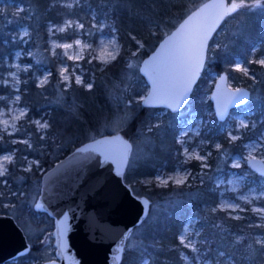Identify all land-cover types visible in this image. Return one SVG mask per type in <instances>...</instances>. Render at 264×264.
Listing matches in <instances>:
<instances>
[{"label":"trees","instance_id":"obj_1","mask_svg":"<svg viewBox=\"0 0 264 264\" xmlns=\"http://www.w3.org/2000/svg\"><path fill=\"white\" fill-rule=\"evenodd\" d=\"M69 1L0 0V77L6 70L5 59L11 60L16 49L33 50L31 58L26 60L32 67L22 74L19 88L15 92L19 94L21 105L27 109V114L20 122L23 131L17 138L29 135L32 146L28 148L21 142L11 140H4L6 146L0 144V151L15 150V159L9 165L7 175L0 177V180H7L10 187L6 192L0 185V191L4 193L0 197V214L13 215L25 231L31 250L27 255L5 264H42L50 260L45 246L53 241L54 229L53 220L46 214L35 211L26 202L20 204L17 196L8 195L22 191L21 186L26 187V197L38 194L37 189L44 172L78 145L106 134L107 131L101 132V125L110 122L115 109L126 105L128 100L134 104L127 106L128 117L118 132L136 143L141 134L149 129L147 134L151 136L152 147L133 167L128 166L123 178L136 195L146 196L153 204L148 218L134 228L133 232L139 231V234L134 237V246L125 247L120 264H141L145 258H148V264H183L181 253L188 251L181 245L178 236L186 221L193 217L205 218V222L200 221L204 226L215 219H220L226 225L227 229L213 235L215 240L212 246L230 253L236 264H264V244H257L251 256L246 257L238 250L240 245L233 243L236 233L247 230L244 220L218 217L212 213V208L218 202L213 178L164 187L158 186L153 180L158 170L171 171L181 165V146L177 136L186 125L190 113H201L203 105L212 107L209 99L203 102V97L211 91L210 82L214 72H226L229 79L241 81L243 86L250 87L253 83L257 87L259 99L249 102L245 107L251 110L264 109V66L252 59L253 55L257 57L264 53V12H246L245 5L228 17L224 24L235 19L240 21L239 33L226 39V43L219 41L217 33L213 36L206 65L187 104L188 112L176 115L166 111L159 117L157 114L161 109L143 108L139 101H134L136 96L147 90L142 76L133 69V80L124 83L125 72L129 69L128 63L133 53L137 51L139 57L148 55L162 38V31L172 30L175 21L181 20L193 6L190 4L197 3V0H78L71 7L65 6ZM18 4L27 9L16 12ZM92 12L97 18L106 17L116 28L121 44L120 52L107 64L95 59H84L85 76L87 80L90 77L93 79L90 88L76 83L65 87L58 72V65L63 59L49 51L47 26L49 23L59 24L66 17L76 18L84 25H89ZM23 25L30 29L29 41L24 46L18 40V30ZM138 41L146 48L138 50ZM215 43H219L220 47L214 49ZM256 46L259 49L255 54ZM238 59L243 66L248 67L247 73L233 68ZM40 67L50 71L49 81L44 85L37 84ZM123 87L125 89L121 96ZM13 93L0 83V96ZM120 96L122 99H119ZM3 104L4 101L0 100V106ZM37 119H44L48 124L43 137L35 127L34 120ZM214 131L222 146H228L230 153L235 154L241 153L243 144L256 137L260 128L248 127L242 137L233 142H229L219 127ZM23 154L36 160L38 165H32L28 171L20 168ZM188 166L195 171L199 169L196 161L190 162ZM221 173L226 175L225 170H221ZM3 203L8 206L4 207ZM27 230L31 233L27 234ZM247 232L250 235L255 233L252 230Z\"/></svg>","mask_w":264,"mask_h":264},{"label":"rangeland","instance_id":"obj_2","mask_svg":"<svg viewBox=\"0 0 264 264\" xmlns=\"http://www.w3.org/2000/svg\"><path fill=\"white\" fill-rule=\"evenodd\" d=\"M78 0H70L66 2L64 5L71 7L74 2ZM206 0H197V3H191L193 5L189 10L186 11L184 16L200 5L202 2ZM242 5L239 7V10L246 5V12L254 11V12H264V1L262 0H229ZM195 5V6H194ZM22 9V10H21ZM22 4H18L15 8L16 12L26 10ZM238 10V11H239ZM237 11V12H238ZM236 12V13H237ZM235 13V14H236ZM234 15V14H233ZM183 16V17H184ZM182 17V18H183ZM230 17V16H229ZM181 18V19H182ZM175 21V20H173ZM181 20L175 21V26ZM225 22V21H224ZM236 22V24H234ZM224 24V23H223ZM222 24V25H223ZM83 25V28L80 27ZM221 25V26H222ZM174 26V27H175ZM239 26L240 21L235 19L233 21L225 23L220 31H217L216 37L219 38V41H224L226 43V39L231 38L239 33ZM58 29H64L63 31H59ZM218 29V30H219ZM27 31V35L23 33ZM48 30V48L52 55H60L63 59L61 63L58 65V72L61 80L65 84V87H69L72 83H76V76H80L82 83L78 85H87L93 83L92 77L87 80L88 77L85 76L86 69L83 66L84 59H88V61L95 59L102 64L101 57L108 59V63L113 61L108 56V53H112L115 57L118 56L121 44L119 41L118 33L116 28L113 24L108 20L106 17L97 18L96 15L92 12L90 14L89 25H84L81 21L76 18H64L63 21L59 24L49 23L47 26ZM169 31H162L161 36H165L168 34ZM29 34L30 29L28 26L23 25L18 30V40H21L22 46L29 41ZM161 38V39H162ZM160 39V40H161ZM225 39V40H223ZM114 40L116 47H113L112 41ZM159 40V41H160ZM79 41V43H77ZM157 41V43L159 42ZM220 42V44L222 43ZM138 50H142L145 45L138 41ZM156 43V45H157ZM70 44V48H65L63 45ZM210 44V43H209ZM219 43H215L213 48L220 47ZM223 44V43H222ZM155 46L152 48V50ZM259 49L258 46L254 48V52L256 54L257 50ZM151 50V51H152ZM209 50V47H208ZM19 53V56H17ZM135 55L131 58L130 62L128 63V70L125 72L124 83L131 82L134 78L133 69H135L138 73V68L140 65L141 60L144 57H139V54H136L137 51L134 52ZM208 54V51H207ZM33 55V50L27 49L26 51L22 48H18L14 51L11 60L7 61L5 59L4 68L6 69L5 72L0 77V83L3 86L8 87V89L14 91L13 94H5L0 97H3L4 104L0 106V109L3 110V116L0 117V121L8 120L9 124H15V129L11 126L8 127L6 130L4 129V125L0 122V144L1 146H6L4 140L11 142H21L25 144L28 148L29 145L32 146L29 135H25L23 138H17L18 134L23 130L20 129L21 121L24 119L25 115L27 114V109L21 105L20 98L17 101L16 94L19 84L21 82V76L27 70L32 67L28 61V58H31ZM253 61L257 64H261L260 61L264 60V53L259 56H252ZM7 62V63H6ZM264 66V64H261ZM19 68V71H17ZM233 68L244 73L248 72V67L243 66L242 62L238 59ZM41 72L37 76V84L44 85L49 81L50 78V71L44 67L39 68ZM64 70V74L69 76V80L65 81L62 79L61 72ZM11 73H16V78L14 79ZM220 74V73H219ZM218 76L217 72L212 74L213 80H211V85H213L216 77ZM47 77L45 83L41 84V80H44ZM253 78V76H250ZM132 78V79H131ZM19 80V83H16V80ZM87 80V81H86ZM7 81V83H4ZM147 86V84L145 83ZM228 86L232 89L239 88V87H246L250 91V101H255L259 99V93L257 91V87L252 83V86L247 87L243 86L241 81L235 82L232 79H229L228 76ZM126 88V86H125ZM124 87L121 88V96L122 90L125 89ZM148 90V86H147ZM147 90L143 94H139L134 98V101H141V98L146 94ZM209 94L207 93L203 98L206 102L209 99ZM116 96V95H115ZM120 96L119 99H122ZM120 102V101H118ZM122 104V103H121ZM134 103L131 100L126 101V105L119 109H115V113L113 118L110 122L101 125V132L107 131L106 134L117 133L118 129L121 128L126 119L128 113V107L132 106ZM141 105V104H140ZM161 109L158 111V116L161 117L168 111L165 108H157ZM189 110L188 105L181 110L180 112L173 113L176 115H180L183 113H187ZM23 111L25 115L18 120H13V117L19 116L20 112ZM214 112L212 107L202 106L201 113H190L188 115V120L186 125L181 129L177 136V141L181 146V165L176 167L174 170L166 171L163 169L158 170L153 180L157 183L158 186H167V185H182L184 183L191 184L190 182H197L203 181L208 177L213 178L214 186L216 188V192L218 194V202L215 207L212 208V213H216L218 217H227L233 218L235 220H244L246 222L247 230L243 232H238L233 236V243L234 245H240L238 250L241 251L246 257H250L255 246L258 244L256 243L257 239L264 240V176H260L255 173L253 170L249 168L247 165V160L251 158H257L264 162V109L261 108L259 110H251L249 108L243 107L241 110H236L230 114V117L223 122H218L215 118L213 120ZM41 123L46 122L44 119H37ZM34 120L35 127L38 132L42 133L47 130L40 129L36 125ZM241 121L247 124V127H241ZM219 127L220 132L225 133L227 139L230 141H236L237 139L242 137L243 132L248 128H260L259 133L256 137L247 140L242 147L241 153L237 152L235 154L230 153V148L228 146H222L221 142L218 140L216 135L214 134ZM149 129L145 130L141 136L139 137L136 143H132V149L130 152L128 166H134L138 159L141 158L142 155L146 154L148 150L152 147L151 144V136L147 133ZM105 135V134H103ZM102 136V135H101ZM235 136L237 139L233 140L232 137ZM41 137V138H42ZM100 137V136H98ZM97 138V137H96ZM95 139V138H94ZM92 140V139H91ZM88 141V140H87ZM217 145H220L217 148ZM187 149V153L185 152ZM15 153V150H3L0 151V155H9L11 153ZM191 154V157L189 156ZM203 157V159H197L196 155ZM15 159V154L13 156V162ZM36 161L33 158L29 157L26 154L22 155V165L20 168L26 170L30 166V162ZM192 161H196L198 164L199 169L193 170L188 164ZM12 162V163H13ZM37 162V161H36ZM213 163V165L211 164ZM11 163L7 165L9 167ZM32 165H38L37 163H31L30 168ZM126 168V169H127ZM221 170L226 171V175L221 173ZM28 171V170H26ZM45 173V172H44ZM7 175V174H6ZM124 177V176H123ZM42 178V177H41ZM183 178V183H177V179ZM162 181H167L166 183H162ZM193 184V183H192ZM4 187V191H9L10 187L9 184L2 185ZM41 181L39 183V187L37 189L38 194L35 196L26 197V187L21 186L19 191L16 195H8V196H17V199L20 202H26L27 204L33 207L34 202L36 201L39 192H40ZM12 193V192H11ZM245 197L247 199H245ZM149 199V198H148ZM150 200V199H149ZM150 210L152 209V201ZM21 204V203H20ZM222 204H231V205H239L235 211L232 208H225L222 209ZM4 207H7V203H3ZM220 212V213H218ZM6 215H13L9 213H3ZM150 214V213H149ZM224 214V215H223ZM14 218V217H13ZM200 221H206L205 218H190L184 224L181 232L179 233V241L181 243V236L185 235V227H188L189 234L185 236L184 244L181 245L186 248L188 253L182 252L180 258L183 261V264H236L234 257L228 253L224 249H219L215 246H212V241L215 240L213 235L220 234L225 229H227L226 225L222 223L220 219H215L209 225H202ZM140 226V225H139ZM21 227V226H20ZM134 230V229H133ZM132 230V232H133ZM248 230H252L253 234H248ZM24 231V230H23ZM130 233L129 237L127 238L126 246H134V237L135 235L139 234V231ZM25 233V231H24ZM27 234L31 232L29 230L26 231ZM198 233V234H197ZM26 235V234H25ZM43 234H41V237ZM53 237V234H52ZM54 240V239H53ZM190 241L195 242L196 249L198 251L194 252L191 247H185V244L189 243ZM243 241L245 243H243ZM251 245V248H249ZM45 249L48 254H50V259L54 258V246L53 241H49L48 244L45 246ZM125 250V248H124ZM220 252H224V256H219ZM124 254V252H123ZM183 254V255H182ZM187 256L188 259L185 260L184 257ZM144 261L148 262V258H145L141 264H144Z\"/></svg>","mask_w":264,"mask_h":264},{"label":"water","instance_id":"obj_3","mask_svg":"<svg viewBox=\"0 0 264 264\" xmlns=\"http://www.w3.org/2000/svg\"><path fill=\"white\" fill-rule=\"evenodd\" d=\"M233 3L202 2L141 60L138 71L148 86L140 101L143 108L177 113L186 107L206 65L210 41L224 21L239 10L225 14ZM250 98L246 87L228 86L226 72L218 74L209 94L218 122L226 121ZM82 148L88 150L79 151ZM131 149V142L121 133L105 134L78 145L42 175L33 209L46 214L54 224V258L42 264L121 263L127 238L148 218L151 206L146 196L136 195L124 181ZM247 165L264 176L262 160L251 158ZM37 202L43 209L35 208ZM30 250L17 221L0 214V264Z\"/></svg>","mask_w":264,"mask_h":264},{"label":"snow or ice","instance_id":"obj_4","mask_svg":"<svg viewBox=\"0 0 264 264\" xmlns=\"http://www.w3.org/2000/svg\"><path fill=\"white\" fill-rule=\"evenodd\" d=\"M220 6H221V7H224V4L221 3ZM240 6H242V5H238V4H236V3L231 4V5L227 8V11H226L225 14H227V13H229V12H233V11H235V10H236L238 7H240ZM206 7H207V6H206ZM21 10H22V9H21ZM80 27L83 28V25H80ZM58 30H59V31H63L64 29H58ZM23 34H24V35H27L28 33H27V31L25 30V32H24ZM77 43H79V41H77ZM112 44H113V47L115 48L116 45H115L114 40L112 41ZM63 46H64L65 48H70V47H71L70 44H65V45H63ZM133 55H135V53H133ZM17 56H19V53H17ZM108 56H109L111 59H115V58H116L115 55H113L112 53H108ZM101 60H102L103 63H108V59H105L104 57H101ZM260 63H261V64H264V60H261ZM17 71H19V68H17ZM10 75H12L14 79L16 78V73H11ZM61 76H62V79H63V80H65V81H68V80H69V76L64 74V70H62V72H61ZM46 80H47V77H45L44 80H41V84L45 83ZM4 83H7V81H4ZM16 83H17V84L19 83V80H18V79L16 80ZM76 83H78V84L82 83V80L80 79V76H76ZM87 86L90 88V87H91V84H89V85H87ZM237 91H240V90H237ZM181 95H182V94H181ZM245 95H246V94H245ZM0 99H3V97H0ZM16 99H17V101H19V96H17ZM177 102H178V100H177ZM3 114H4V113H3V110L0 109V117H2ZM24 115H25V113H24L23 111H21L20 114H19V116H15V117H13V120H18V119H20L21 117H23ZM0 122L3 123V125H4V129H5V130H6L8 127H10V126H11L13 129H15V124L13 123V124L10 125L8 120H3V121H0ZM35 123H36V125L38 126V128H40V129H45V128L48 127L47 122L41 123L39 120H37V121H35ZM240 126H241V127H247V124L244 123L243 121H241V125H240ZM232 139L235 140V139H237V137L233 136ZM29 147H31V145H29ZM219 147H220V145H217V148H219ZM88 148H91V146H88ZM88 148H82V149H79V151L84 152V151H87ZM187 151H188V150L185 149V152H186V153H187ZM14 154H15V153L13 152V153H11V154H9V155H0V177H4V176L8 173V167H7V165H8L9 163H12V162H13V156H14ZM189 156L191 157V154H189ZM196 158H197V159H203V157H200L198 154L196 155ZM31 163H37V162H36V161H32V162H30V166H31ZM30 166H29V168L26 169V170H30ZM166 182H167V181H162V183H166ZM176 182H177V183H183V178L177 179ZM7 184H8V181H7V180H0V185H7ZM3 195H4V193H3L2 191H0V197H2ZM10 195H16V193H15V192H12V193H10ZM262 195H264V193H262ZM245 199H247V198L245 197ZM145 203H147V202H145ZM43 207H44V206H43L42 203L37 202V203L35 204V208H36L37 210L43 209ZM238 207H239V205H231V204H222V205H221V208H222V209H225V208H232L233 211H235L236 208H238ZM188 234H189V229H188V227H185V235H182L181 238H180L182 244H184L185 236L188 235ZM197 234H198V233H197ZM256 243H258V244H264V240L257 239ZM185 247H191L192 250H193L194 252L198 251V249H196L195 242H193V241H190L189 243L185 244ZM249 248H251V245H249ZM253 251H255V250H253ZM182 255H183V254H182ZM224 255H225L224 252H220V253H219V256H224ZM184 259L187 260L188 257L185 256ZM144 264H148V262H147V261H144ZM206 264H208V262H206Z\"/></svg>","mask_w":264,"mask_h":264},{"label":"flooded vegetation","instance_id":"obj_5","mask_svg":"<svg viewBox=\"0 0 264 264\" xmlns=\"http://www.w3.org/2000/svg\"><path fill=\"white\" fill-rule=\"evenodd\" d=\"M245 107V106H244ZM243 108V107H242Z\"/></svg>","mask_w":264,"mask_h":264},{"label":"bare ground","instance_id":"obj_6","mask_svg":"<svg viewBox=\"0 0 264 264\" xmlns=\"http://www.w3.org/2000/svg\"><path fill=\"white\" fill-rule=\"evenodd\" d=\"M211 92V91H210Z\"/></svg>","mask_w":264,"mask_h":264}]
</instances>
